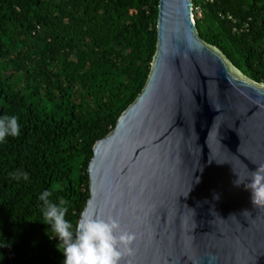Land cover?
<instances>
[{"label":"trees","instance_id":"16d2710c","mask_svg":"<svg viewBox=\"0 0 264 264\" xmlns=\"http://www.w3.org/2000/svg\"><path fill=\"white\" fill-rule=\"evenodd\" d=\"M196 30L264 86V0H193ZM158 0H0V264H63L38 194L54 188L75 224L94 145L148 82ZM24 172L29 179L10 173Z\"/></svg>","mask_w":264,"mask_h":264},{"label":"water","instance_id":"95a60500","mask_svg":"<svg viewBox=\"0 0 264 264\" xmlns=\"http://www.w3.org/2000/svg\"><path fill=\"white\" fill-rule=\"evenodd\" d=\"M240 75L199 37L193 0H158L148 82L94 145L77 220L134 233L121 264H264V206L234 185L264 165V86Z\"/></svg>","mask_w":264,"mask_h":264},{"label":"clouds","instance_id":"9594fccd","mask_svg":"<svg viewBox=\"0 0 264 264\" xmlns=\"http://www.w3.org/2000/svg\"><path fill=\"white\" fill-rule=\"evenodd\" d=\"M20 131L19 117L6 115L0 118V143L9 136H19ZM10 175L15 179H29L28 174L24 172ZM246 180L251 181L245 187L251 190L253 205L264 206V165H260L258 170L251 172L246 179L238 176L234 185L239 187ZM54 194V188L38 194V200L42 202L39 212L42 215L41 223L50 226V231L59 238L57 249L65 257L63 264H121L124 256L134 254L132 244L136 239L135 234L123 230L117 219L105 220L85 213L74 227L73 223L66 219L69 211L65 206L66 201L61 198L57 202L53 199ZM246 213L247 211L244 212Z\"/></svg>","mask_w":264,"mask_h":264},{"label":"rangeland","instance_id":"374dc122","mask_svg":"<svg viewBox=\"0 0 264 264\" xmlns=\"http://www.w3.org/2000/svg\"><path fill=\"white\" fill-rule=\"evenodd\" d=\"M240 77H241L242 79H246L243 75H240Z\"/></svg>","mask_w":264,"mask_h":264}]
</instances>
